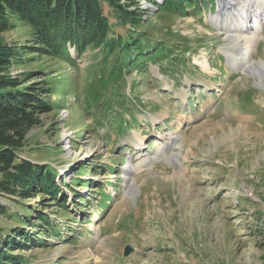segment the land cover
I'll return each instance as SVG.
<instances>
[{
  "label": "rangeland",
  "instance_id": "rangeland-1",
  "mask_svg": "<svg viewBox=\"0 0 264 264\" xmlns=\"http://www.w3.org/2000/svg\"><path fill=\"white\" fill-rule=\"evenodd\" d=\"M137 1L146 20L122 35L140 34L152 59L124 73L114 68L125 56L107 44L89 45L79 61L67 51L32 52L31 25L11 16L2 35L18 46L11 73L31 81L54 74L65 86L20 156L76 190L64 188L68 210L56 213L55 203L41 205L49 196L21 203L0 194L8 209L0 225L14 229L18 215L39 212L60 225L59 236L41 234L47 246L14 251L26 264H264V79L228 61L236 49L224 26L229 0L187 15ZM241 1L264 8V0ZM259 35L239 49L253 61H264V23ZM129 165L139 167L131 177Z\"/></svg>",
  "mask_w": 264,
  "mask_h": 264
},
{
  "label": "trees",
  "instance_id": "trees-1",
  "mask_svg": "<svg viewBox=\"0 0 264 264\" xmlns=\"http://www.w3.org/2000/svg\"><path fill=\"white\" fill-rule=\"evenodd\" d=\"M163 2L159 10L165 8L184 15L189 9L201 13L205 6L215 7L214 0ZM147 13L137 0H0V194L14 197L21 203L33 197H41L44 201L49 196L48 203L41 202V205L53 207L55 203L56 213L59 209L68 210L65 208L67 198L64 188L73 192L76 190L74 183L56 180V177L61 178L57 170L20 156L27 134L42 123L40 115L55 108L52 95L65 86L58 87L54 74L31 81L34 77L22 79L11 73L12 62L19 55L16 51L18 46L6 43L2 38L11 26V16L31 25L36 45L27 48H34L32 52L60 57L65 51L69 52L67 44L70 43L81 56L89 45L107 44L110 53L119 50L125 56L114 68L124 73L133 67L141 68L143 63L152 59L153 45L143 44L140 34L122 35V29L137 31L136 27L145 22ZM80 173L81 169L74 176L78 181H82ZM104 196L105 200L111 199L107 194ZM85 199L79 197L78 205L82 206ZM7 212V207L0 203V214ZM24 217L18 215L22 225L14 229H5L0 225V264H26V256L16 254L15 250L23 252L32 245L47 246L49 238H42L41 234H61L60 225L52 222L44 212L26 213ZM27 225L31 226L28 231L24 228ZM35 230H38V235Z\"/></svg>",
  "mask_w": 264,
  "mask_h": 264
},
{
  "label": "bare ground",
  "instance_id": "bare-ground-1",
  "mask_svg": "<svg viewBox=\"0 0 264 264\" xmlns=\"http://www.w3.org/2000/svg\"><path fill=\"white\" fill-rule=\"evenodd\" d=\"M227 5H230L232 7V19L231 20H226L224 22V26L228 27L227 33H228V38L233 40L235 44V51L234 52H228V61L232 66H241L244 69L250 70L252 74H254L257 77L263 78L264 79V61H253L251 59V53H245L241 54L239 52V49L241 45L245 44L248 49H252L258 40H260V35H259V28L262 27V24L264 23V8L259 9L257 6L256 8L250 9L246 8L245 6V1L241 0H229L225 2ZM262 16H259L258 14H261ZM253 18V20H252ZM238 19V21H235ZM217 23V21L215 22ZM218 23L219 25L222 24ZM183 99V98H182ZM141 139H143L141 137ZM140 139V143L142 144ZM177 139V136L174 138ZM181 155L179 153H175L173 155V160L175 162L179 163ZM139 167L134 166V165H129L128 168H126L125 173L129 174L130 177L133 176L135 171H138ZM129 192L131 195H133V188L134 184L129 183Z\"/></svg>",
  "mask_w": 264,
  "mask_h": 264
},
{
  "label": "water",
  "instance_id": "water-1",
  "mask_svg": "<svg viewBox=\"0 0 264 264\" xmlns=\"http://www.w3.org/2000/svg\"><path fill=\"white\" fill-rule=\"evenodd\" d=\"M133 251L132 247L130 245H127L124 250V255L128 256Z\"/></svg>",
  "mask_w": 264,
  "mask_h": 264
},
{
  "label": "built area",
  "instance_id": "built-area-1",
  "mask_svg": "<svg viewBox=\"0 0 264 264\" xmlns=\"http://www.w3.org/2000/svg\"><path fill=\"white\" fill-rule=\"evenodd\" d=\"M144 2L146 3V0H144Z\"/></svg>",
  "mask_w": 264,
  "mask_h": 264
}]
</instances>
